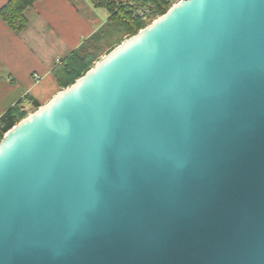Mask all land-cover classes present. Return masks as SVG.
<instances>
[{"label": "water", "instance_id": "obj_1", "mask_svg": "<svg viewBox=\"0 0 264 264\" xmlns=\"http://www.w3.org/2000/svg\"><path fill=\"white\" fill-rule=\"evenodd\" d=\"M0 264H264V0H181L0 142Z\"/></svg>", "mask_w": 264, "mask_h": 264}, {"label": "crops", "instance_id": "obj_2", "mask_svg": "<svg viewBox=\"0 0 264 264\" xmlns=\"http://www.w3.org/2000/svg\"><path fill=\"white\" fill-rule=\"evenodd\" d=\"M8 1L0 0V10ZM111 1L125 4L131 0ZM169 1L175 5L181 0ZM25 16L27 25L20 34L0 19V79L21 89L13 105L20 100L27 105L30 97L44 106L62 90L54 68L94 36L109 13L89 0H39Z\"/></svg>", "mask_w": 264, "mask_h": 264}, {"label": "trees", "instance_id": "obj_3", "mask_svg": "<svg viewBox=\"0 0 264 264\" xmlns=\"http://www.w3.org/2000/svg\"><path fill=\"white\" fill-rule=\"evenodd\" d=\"M39 0H9L0 10V19L10 29L20 34L27 25L25 13ZM95 8L105 9L109 19L94 36L86 40L80 48L68 55L53 70V76L61 89L73 85L92 69L103 56L109 54L125 40L149 26L156 18L166 14L173 6L169 0H148L152 3L150 12L139 15L142 5L116 3L111 0H89ZM28 107L31 109L29 110ZM42 105L29 97V102L20 100L7 109L0 117V142L14 126L37 111Z\"/></svg>", "mask_w": 264, "mask_h": 264}, {"label": "rangeland", "instance_id": "obj_4", "mask_svg": "<svg viewBox=\"0 0 264 264\" xmlns=\"http://www.w3.org/2000/svg\"><path fill=\"white\" fill-rule=\"evenodd\" d=\"M20 96L21 89L14 88L12 84L0 79V113L12 107ZM28 109L31 108L28 107ZM33 113V111H30V115Z\"/></svg>", "mask_w": 264, "mask_h": 264}, {"label": "built area", "instance_id": "obj_5", "mask_svg": "<svg viewBox=\"0 0 264 264\" xmlns=\"http://www.w3.org/2000/svg\"><path fill=\"white\" fill-rule=\"evenodd\" d=\"M130 4L132 5H144L139 9V15L142 17L146 14H148L152 8V3H150L148 0H131Z\"/></svg>", "mask_w": 264, "mask_h": 264}]
</instances>
